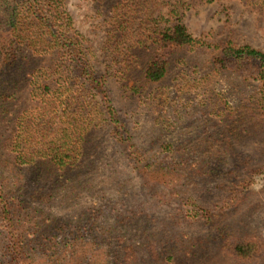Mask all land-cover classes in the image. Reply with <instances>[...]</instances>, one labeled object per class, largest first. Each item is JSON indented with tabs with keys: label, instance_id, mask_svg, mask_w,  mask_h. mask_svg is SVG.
<instances>
[{
	"label": "trees",
	"instance_id": "16d2710c",
	"mask_svg": "<svg viewBox=\"0 0 264 264\" xmlns=\"http://www.w3.org/2000/svg\"><path fill=\"white\" fill-rule=\"evenodd\" d=\"M85 1L93 7V18L100 21L98 28L102 24L105 26V41L101 46L104 55L110 56L113 64H145L139 66L141 81L136 86V94L148 95L150 87L165 82L173 54L195 46L219 47L218 53L212 52L210 64L218 72L234 75L239 80L236 88L250 91L251 87V93L242 91L233 105H228L229 102L223 106L216 104V108L221 106L217 114L222 119L213 122L206 118L205 125L193 129L197 132L194 141L184 140L177 143L178 146L173 142L161 145L172 159L178 150L187 151L190 146L200 154L197 160L188 161L184 157L174 166L171 161H152L153 156L148 160L146 152L131 141L130 130L117 117L112 104L105 107L108 110L106 119L116 132L121 133L119 138L123 143L119 144L128 149L129 157L140 169L142 188L161 182L171 187L163 193L146 189L148 200L183 204V208L178 206L166 220L185 226L179 229L175 224L170 226L164 222L157 227L156 213L132 207L119 217V226L104 231L103 238L98 241L83 238L84 249L93 247L96 253L93 259L87 258L88 264H170L173 261L176 264H264V236L248 230L243 220L235 218L234 212L243 192L264 170V158L253 162L238 150L243 140L250 138L253 141L256 136L264 135V51L248 44L217 46L194 37L183 22V11L189 7L184 0ZM238 1L245 5L251 2ZM68 2L0 0V142L8 144V149L14 148L17 155L11 157L14 161L37 166L46 160L57 171L65 172L81 167L80 157L85 155L83 149L87 143L85 133L92 130V122L86 118L78 119L70 124L67 136L55 140V132L51 129L54 121L47 110H43L37 118L42 128L38 133L49 134L46 142L41 143L44 146L39 148L33 145L31 138L22 139L19 132L24 120L18 116L21 109H12L26 94L47 102V94L74 81L72 79L77 84L84 80L81 84L85 86L83 90L87 96L88 91L101 90L99 94L111 101L105 77H98L97 73L88 75V66L93 64L91 54L96 53V46L89 45L87 38L76 29ZM21 51L23 57H20ZM62 52L79 57L82 64H77V68L81 75L77 72L75 78L65 76V64H57ZM32 61L40 64H32ZM86 82L95 87L88 89ZM49 112L52 113V109ZM170 119L159 121L166 131L174 128V121L170 122ZM6 120L12 125L10 129L14 125V131L18 129V136L5 138L2 124ZM8 163L12 167L11 173L17 175L15 164ZM180 184L186 187L184 191L177 190ZM34 191L32 195L41 188H34ZM3 193L6 194V189ZM3 193L0 196V233L3 236L4 229L10 235V248L17 254L10 264H35L29 247L21 239L24 224L27 226L31 220L23 223L17 210L19 205L13 204ZM143 196V193L139 194L136 199L143 203ZM69 246V250L58 251L51 262L81 264L86 252L80 251L77 237Z\"/></svg>",
	"mask_w": 264,
	"mask_h": 264
},
{
	"label": "rangeland",
	"instance_id": "374dc122",
	"mask_svg": "<svg viewBox=\"0 0 264 264\" xmlns=\"http://www.w3.org/2000/svg\"><path fill=\"white\" fill-rule=\"evenodd\" d=\"M68 1L76 29L87 38L89 45L96 46V53L91 54L93 64L88 66V75L95 76L97 73L98 77H105L111 101L106 100L104 94H99L101 90L88 91L87 96L83 90L85 86L81 84L84 80L77 84L72 79L74 81L71 80L69 84L54 89L53 94H47V102H42L40 97H27L26 94L12 109H21L18 116L25 122L19 132L22 139L31 138L33 145L39 148L44 146L41 143L46 142L49 134L38 133L42 128L37 118L43 110H47L54 121L51 129L55 132V140L67 136L70 124L78 119L86 118L92 122V130L85 133L87 143L83 149L85 155L80 157L81 167L70 172L57 171L46 160L37 166L14 161L11 158L17 156L14 148L8 149V144L0 142V196L6 189V194H3L13 204L19 205L17 210L23 223L31 220L27 226L24 224L21 239L29 247L28 252L35 259V264H54L51 262L54 255L58 251L69 250V243L75 237L79 241L80 251L86 252L81 264H88L87 258L93 259L96 253L93 247L84 249L83 238L91 241L103 238L104 231L117 226L119 217L132 207L156 213L157 227L164 222L170 226L176 225L166 220V217L172 216L178 206L183 208L184 205L148 200L146 189L163 193L171 190V187L161 182L155 186L150 183L146 185L148 188H142L138 173L140 169L135 167L128 149L119 144L123 143L119 138L121 133L116 132L106 119V106L112 104L117 117L130 130L131 141L143 153L146 152L148 160L153 156L152 161H171L174 166L184 157L188 161L197 160L200 154L194 151L195 147L190 146L187 151L178 150L172 159L168 150L161 147L163 143L173 142L177 145L184 140L194 141L197 132L193 129L205 125L206 118L219 122L222 117L217 113L221 106L228 102V105H233L242 91L251 93V87L250 91L236 88L239 80L234 75L218 72L210 64L212 52L218 53L219 47L195 46L173 54L170 74L165 82L150 87L148 95L136 94V86L141 81L139 66L145 64H113L110 56L102 52L105 26L102 24L98 28L100 21L93 18V7L85 0ZM184 1L189 7L183 11V22L194 37L217 46L231 43L239 47L248 44L264 51V0H251L249 5L238 0ZM142 56L147 57L146 54ZM20 57H23V51ZM32 64L40 63L32 61ZM57 64H65L66 77L75 78L77 72L79 75L82 73L77 68V64L82 63L76 55L62 52ZM86 86L88 89L95 87L87 85V82ZM216 104L221 106L217 105L216 108ZM168 116L172 119L170 122L174 121L172 131H166L159 123L163 118L168 120ZM208 124L211 126L210 122ZM2 126L5 127V138L9 135L18 136V129L14 131L15 125L10 129L12 125L9 120ZM256 137L258 139L250 141L247 138L238 145L243 156H249L253 162L264 158V135ZM8 162L15 164L17 175L11 173L12 167ZM254 179V184L243 192L236 205L238 210H234L237 215L235 218L243 220L248 230L258 231L264 236V170ZM34 188H41V191L32 195ZM185 188L180 184L177 190L184 191ZM142 193L145 199L143 203L136 199ZM184 226L181 224L178 228ZM138 229L142 228L139 226ZM132 233L131 229L130 236ZM10 247V235L3 229V236L0 233V264H10L17 256ZM170 264L176 263L173 261Z\"/></svg>",
	"mask_w": 264,
	"mask_h": 264
}]
</instances>
